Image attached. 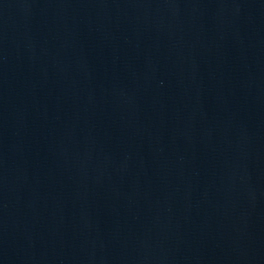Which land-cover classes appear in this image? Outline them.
Here are the masks:
<instances>
[{
    "label": "water",
    "instance_id": "95a60500",
    "mask_svg": "<svg viewBox=\"0 0 264 264\" xmlns=\"http://www.w3.org/2000/svg\"><path fill=\"white\" fill-rule=\"evenodd\" d=\"M0 264H264V0H0Z\"/></svg>",
    "mask_w": 264,
    "mask_h": 264
}]
</instances>
